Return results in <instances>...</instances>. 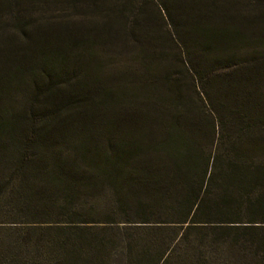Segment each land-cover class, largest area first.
<instances>
[{
	"label": "trees",
	"instance_id": "16d2710c",
	"mask_svg": "<svg viewBox=\"0 0 264 264\" xmlns=\"http://www.w3.org/2000/svg\"><path fill=\"white\" fill-rule=\"evenodd\" d=\"M0 231V264H264V0H0Z\"/></svg>",
	"mask_w": 264,
	"mask_h": 264
},
{
	"label": "rangeland",
	"instance_id": "374dc122",
	"mask_svg": "<svg viewBox=\"0 0 264 264\" xmlns=\"http://www.w3.org/2000/svg\"><path fill=\"white\" fill-rule=\"evenodd\" d=\"M123 49L122 46L120 48V50ZM3 232L4 235L3 237H7L8 235H16V232H9V231H0ZM117 232V231H116ZM12 236V237H14ZM110 264H124V258H123V253L120 249H116L115 251L112 252L111 256H110Z\"/></svg>",
	"mask_w": 264,
	"mask_h": 264
}]
</instances>
